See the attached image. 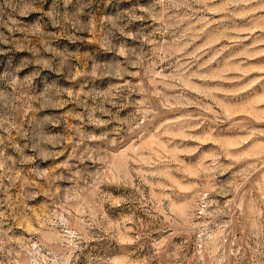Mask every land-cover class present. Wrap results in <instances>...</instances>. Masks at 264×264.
<instances>
[{"label":"rangeland","instance_id":"374dc122","mask_svg":"<svg viewBox=\"0 0 264 264\" xmlns=\"http://www.w3.org/2000/svg\"><path fill=\"white\" fill-rule=\"evenodd\" d=\"M0 264H264V0H0Z\"/></svg>","mask_w":264,"mask_h":264}]
</instances>
